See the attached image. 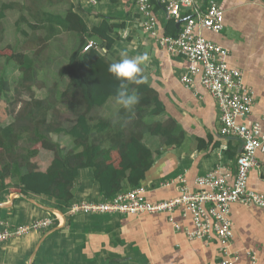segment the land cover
Segmentation results:
<instances>
[{
    "label": "crops",
    "instance_id": "0c3cea01",
    "mask_svg": "<svg viewBox=\"0 0 264 264\" xmlns=\"http://www.w3.org/2000/svg\"><path fill=\"white\" fill-rule=\"evenodd\" d=\"M38 1H66L54 12L72 5L88 30L107 18L111 26L108 34L113 39L111 59L115 62L122 54L134 58L148 53L150 61L141 65L142 73L161 102L163 129L169 126L175 141L166 145L165 136L154 139L146 134L145 142L159 150L139 184L145 187L147 200L175 197L182 184L196 190V177L217 167L227 169L228 182L232 181L241 141L220 135L219 108L214 97L201 85L199 75L190 86L181 82L188 61L170 55L142 31L141 15L134 0H96L95 4L84 0ZM215 1L223 10L224 27L219 33L204 29L202 35L228 50L229 67L239 69L243 82L253 89L254 104L246 119L250 123L264 115V0ZM207 2L201 0V5L204 7ZM151 4L157 32L175 35L188 11L182 10L180 17L174 18L166 15L157 0H151ZM180 19L184 20L178 24ZM88 39L100 42L94 36ZM168 118L172 124H167ZM38 155V164L43 169L52 155L41 150ZM111 156L117 164L118 151H112ZM247 187L264 193L263 153L257 154V165L248 173ZM102 199L107 198L99 190L90 167L78 170L69 200L43 193H23L14 185L0 189V221L19 225L55 216L52 226L45 230L0 243V264H220L215 240L205 243L187 238L185 230L193 228V223L190 213L180 207L170 214H66L73 201ZM229 217L233 233L231 250L238 252L234 264H264V208L234 202Z\"/></svg>",
    "mask_w": 264,
    "mask_h": 264
},
{
    "label": "trees",
    "instance_id": "16d2710c",
    "mask_svg": "<svg viewBox=\"0 0 264 264\" xmlns=\"http://www.w3.org/2000/svg\"><path fill=\"white\" fill-rule=\"evenodd\" d=\"M16 5L11 1L1 2L0 19L5 17L6 9ZM72 8L68 4L62 12L42 9L38 11V23H26L32 29L43 26L47 30L45 40L56 37L62 31L73 32L78 38L67 57V90L79 112L75 122L67 129L52 127L45 116L37 119L44 125V129L34 127L25 153L16 151L21 134L16 131L15 123L0 125V189L14 185L20 187L23 193H43L69 200L72 198V187L78 170L90 167L103 197L109 199L119 191L139 185L146 170L152 165L154 155L159 153L158 148L153 149L145 142L146 134L154 139L165 136L166 145L175 141V134H172L169 126L163 129L161 102L148 83L128 86L129 94L135 93L140 100L131 110L121 105L117 120L98 118L94 121L91 111L103 106L110 98L116 99L120 83L108 71L109 65L115 62L111 59L113 39L108 34L111 26L107 18H104L98 26L88 30ZM19 18L26 20L23 15ZM90 36L98 38V43L106 49L105 53L93 48L82 51ZM6 59L12 61L9 56ZM31 65L32 59L26 56L24 63L16 66L28 69ZM6 90L7 79L0 76V95H6ZM33 103V106H29L30 103L26 109L25 117L29 120L35 117L43 104L41 100H34ZM166 120L167 124H172L170 118ZM20 129L25 130V127L21 126ZM52 131L71 136L73 144L64 147L50 140L49 133ZM35 143H40L42 148L52 153L43 169L36 161L40 149L34 146ZM112 151L119 153L117 164L112 161Z\"/></svg>",
    "mask_w": 264,
    "mask_h": 264
},
{
    "label": "built area",
    "instance_id": "2783aa9c",
    "mask_svg": "<svg viewBox=\"0 0 264 264\" xmlns=\"http://www.w3.org/2000/svg\"><path fill=\"white\" fill-rule=\"evenodd\" d=\"M95 4L96 0H84ZM167 16L179 18L182 10L188 15L175 35H160L156 30V17L151 0H134L141 15L140 26L163 46L170 55L184 57L188 69L180 76L185 85H192L199 75L201 85L214 97L219 108V133L225 137H236L241 148L236 157V170L231 182L230 173L217 167L195 179L196 190L180 186L175 197L149 201L145 198V187L137 185L115 193L109 199L98 201H73L66 209L67 215L75 214H170L180 207L190 213L193 228L186 229L190 240L205 243L215 240L218 244L220 264H234L238 252L231 250L233 237L229 217L231 203L254 205L264 208V193L247 187L248 173L257 165V154H264V115L250 123L246 121L254 104V92L243 82L242 72L229 67L228 50L207 39L202 30L219 33L224 27L223 10L215 0H208L203 7L201 0H157ZM96 49L105 53L106 49L95 40L88 39L82 51ZM183 179L180 178V181ZM55 216L48 215L30 222L11 225L0 221V243L24 236L30 232L45 230L52 226ZM175 227L179 228L177 225Z\"/></svg>",
    "mask_w": 264,
    "mask_h": 264
},
{
    "label": "rangeland",
    "instance_id": "374dc122",
    "mask_svg": "<svg viewBox=\"0 0 264 264\" xmlns=\"http://www.w3.org/2000/svg\"><path fill=\"white\" fill-rule=\"evenodd\" d=\"M1 1L15 2L17 5L6 9L5 17L0 19V76L5 77L8 83L6 95H0V125L15 123L16 131L21 134L16 151L25 153L34 127L44 129V125L37 121L41 116H45L52 127L67 129L75 122L79 110L67 90V57L75 46L74 40L78 38L75 33L65 31L45 40V28L32 29L26 23H38L42 9L58 11L66 1L52 3L38 0H0V3ZM20 15L26 20H21ZM6 56L12 61L8 62ZM26 56L32 59L31 67L18 68L16 65L23 64ZM110 99L106 106L95 107L91 111L94 121L98 118L111 121L118 119L117 112L121 104L115 98ZM34 100H41L43 104L35 117L29 120L25 117L26 109L34 105ZM21 126L25 130L20 129ZM49 138L64 147L73 144L72 137L65 133L52 131ZM34 146L42 152H50L42 148L40 143H35ZM39 159L38 155L36 161Z\"/></svg>",
    "mask_w": 264,
    "mask_h": 264
},
{
    "label": "clouds",
    "instance_id": "9594fccd",
    "mask_svg": "<svg viewBox=\"0 0 264 264\" xmlns=\"http://www.w3.org/2000/svg\"><path fill=\"white\" fill-rule=\"evenodd\" d=\"M150 61L147 52L128 58L122 54L118 62L109 65L108 71L120 82L117 88L116 99L125 109L131 110L139 103L140 97L135 93L129 94V85H141L147 83V77L142 75L141 65H146Z\"/></svg>",
    "mask_w": 264,
    "mask_h": 264
},
{
    "label": "water",
    "instance_id": "95a60500",
    "mask_svg": "<svg viewBox=\"0 0 264 264\" xmlns=\"http://www.w3.org/2000/svg\"><path fill=\"white\" fill-rule=\"evenodd\" d=\"M184 19H180L179 21H177L178 24H180Z\"/></svg>",
    "mask_w": 264,
    "mask_h": 264
}]
</instances>
